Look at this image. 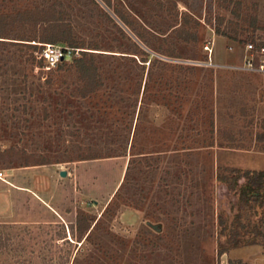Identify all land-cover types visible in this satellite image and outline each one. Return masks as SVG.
<instances>
[{
	"label": "rangeland",
	"instance_id": "374dc122",
	"mask_svg": "<svg viewBox=\"0 0 264 264\" xmlns=\"http://www.w3.org/2000/svg\"><path fill=\"white\" fill-rule=\"evenodd\" d=\"M27 10L39 13L20 14L0 44V172L77 167L93 196L64 219L0 217V264H229L218 220L239 212L240 247L264 245V204L258 215L246 181L232 191L217 178L227 165L264 169V153L218 135L251 146L261 130L264 70L247 44L264 47V0H0V14ZM47 16L54 24H36ZM46 43L82 51L48 69ZM92 65L95 80L83 79ZM87 155L102 157L77 160ZM79 207L90 214L82 239Z\"/></svg>",
	"mask_w": 264,
	"mask_h": 264
},
{
	"label": "crops",
	"instance_id": "0c3cea01",
	"mask_svg": "<svg viewBox=\"0 0 264 264\" xmlns=\"http://www.w3.org/2000/svg\"><path fill=\"white\" fill-rule=\"evenodd\" d=\"M37 171H42L48 179L38 177ZM60 171L52 165H28L7 169L0 178V217L9 218L12 222H48L64 219L68 209L74 208L75 202L84 203L82 197L92 198L93 194L81 186L77 167L74 172L66 170V177L72 179L71 187L65 184V176H62ZM115 190L116 188L106 199L110 198ZM225 254L227 261L242 259L250 264H264V245L232 248Z\"/></svg>",
	"mask_w": 264,
	"mask_h": 264
},
{
	"label": "trees",
	"instance_id": "16d2710c",
	"mask_svg": "<svg viewBox=\"0 0 264 264\" xmlns=\"http://www.w3.org/2000/svg\"><path fill=\"white\" fill-rule=\"evenodd\" d=\"M237 5H241V1H235ZM257 5V3H254ZM47 11V10H46ZM45 10H41L40 12H46ZM49 12V11H47ZM46 12V13H47ZM39 11L37 10H27L23 13H12V14H0V44H6L8 41L7 38H10V32L13 30L14 26L17 25V18L20 16V14H27V15H36ZM231 13L235 17H239L240 13L236 9H231ZM9 18L11 20H9ZM220 19H225L223 17H219ZM4 19H8L9 21L4 22ZM54 20V21H53ZM55 18H51L49 16L41 19V21H36V24L40 23H48V24H54ZM230 23L233 22V20H229ZM259 23V17L257 14L252 15V18L250 20V24L254 27H256ZM215 31L219 35L227 36L233 40H237V35H231L227 31H223L219 26H215ZM23 40H31L26 38H20ZM23 44H29V43H23ZM27 47H31V44L24 45ZM41 51V50H40ZM39 51V53H40ZM39 56V54H38ZM83 72V79L87 80V78L94 77V69L93 65L91 67H84L82 69ZM93 73V74H92ZM95 80L94 78H92ZM218 135L220 138V146H225L233 149H245V150H256L258 152H264V118L261 119V130L257 131L255 134V144L251 146H247L244 144H240L238 141L237 134L230 129L227 128H219L218 129ZM102 156H96V155H87V156H80L77 160H89V159H96L101 158ZM38 164H49L47 162H42ZM28 166V165H25ZM217 178L219 181L226 184L228 189L235 191L238 188H241L244 186V183L242 181H246L247 185H249V189L253 194V200L255 202V209L258 213V215L263 214V204H264V169H244L241 167L236 166H222L219 168ZM244 188V187H243ZM247 201V192L245 190L241 191L240 194V208L243 209ZM77 231L80 235V239L83 238V235L85 231H87L90 228L89 223V217L90 214L82 207H79L77 209ZM219 224V235L226 237V242H220L219 243V249L218 254L222 256L225 254L228 250L232 248H237L242 246L243 242V232H242V220H241V213H237L233 220L230 222L227 217H225L223 214L219 216L218 220ZM74 227V226H72ZM257 229L259 227H256ZM258 243L256 240L251 241L248 244H256ZM229 264H248L244 262L241 259H230Z\"/></svg>",
	"mask_w": 264,
	"mask_h": 264
},
{
	"label": "built area",
	"instance_id": "2783aa9c",
	"mask_svg": "<svg viewBox=\"0 0 264 264\" xmlns=\"http://www.w3.org/2000/svg\"><path fill=\"white\" fill-rule=\"evenodd\" d=\"M247 49L252 52H257L261 60L260 67L264 70V47L256 49L254 44L248 43ZM82 51L80 48L71 47L68 45H61L55 43H46L44 44L43 49L39 53V58L45 63L46 68H52L58 63L64 60H70L73 57L79 55V52ZM255 58L254 53L250 55L248 59L249 66H253V60ZM3 177V173L0 172V178Z\"/></svg>",
	"mask_w": 264,
	"mask_h": 264
},
{
	"label": "water",
	"instance_id": "95a60500",
	"mask_svg": "<svg viewBox=\"0 0 264 264\" xmlns=\"http://www.w3.org/2000/svg\"><path fill=\"white\" fill-rule=\"evenodd\" d=\"M60 174H61L62 176H66V175L68 174V172H67L66 170H61V171H60Z\"/></svg>",
	"mask_w": 264,
	"mask_h": 264
}]
</instances>
